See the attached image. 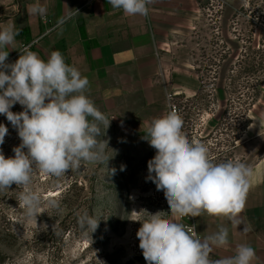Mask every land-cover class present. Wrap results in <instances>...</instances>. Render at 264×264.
I'll return each mask as SVG.
<instances>
[{"label": "rangeland", "instance_id": "374dc122", "mask_svg": "<svg viewBox=\"0 0 264 264\" xmlns=\"http://www.w3.org/2000/svg\"><path fill=\"white\" fill-rule=\"evenodd\" d=\"M24 1L0 0V19L18 12ZM187 1V9L177 8L176 0L158 5L171 21L159 26L165 33L157 52V77L166 80L164 99L148 105L118 97L112 105L96 106L112 119L105 136L100 125L98 137L109 142L106 154L113 157L107 166L82 161L61 177L35 172L33 185L42 191V204L58 202L37 218L27 217L19 206L16 184L0 190V264H133L142 258L136 235L141 224L133 220L146 217L144 210L169 208L163 191L147 179L156 150L144 134L153 118L169 111L176 109L182 117L190 141L211 132L210 142L228 147L245 164L261 154L249 148L264 139V83L254 82L258 74L264 76L245 70L243 61L245 51L256 52L260 43L264 52V0ZM23 110L19 103L11 108ZM0 124L8 128L0 151L12 157L21 143L18 132L5 115L0 114ZM85 215L99 220L93 233L81 222Z\"/></svg>", "mask_w": 264, "mask_h": 264}, {"label": "clouds", "instance_id": "9594fccd", "mask_svg": "<svg viewBox=\"0 0 264 264\" xmlns=\"http://www.w3.org/2000/svg\"><path fill=\"white\" fill-rule=\"evenodd\" d=\"M128 16H147L151 0H108ZM33 14L45 9L32 7ZM19 32L13 27L0 30V114L17 130L21 143L13 148L14 156L6 158L0 151V190L16 184L19 206L30 219L56 207V200L42 204V191L33 185V174L61 177L79 169L81 162L107 163L109 142L98 139L100 125L104 136L110 127L107 116L87 95L90 81L74 66L65 62L63 54L52 51L45 61L37 52L25 47L12 64L6 60ZM19 103L23 111L11 108ZM114 119V118H113ZM262 123V122H260ZM251 127V126H250ZM183 119L176 111L153 118L144 139L156 150L148 161L147 179L163 191L169 212H147L139 221L136 235L147 264H252L256 252L251 245L241 244L234 256L211 259L213 246L229 243L228 228L221 226L212 235L200 238L166 217H200L204 214L223 218L233 226L245 209L253 170L243 162H213L209 148L202 142L190 141L182 131ZM8 128L0 124V145ZM103 136V137H104ZM27 149V151H25ZM125 166H121V171ZM113 173L115 169L112 170ZM93 233L99 220L85 215ZM243 231H248L243 228Z\"/></svg>", "mask_w": 264, "mask_h": 264}, {"label": "crops", "instance_id": "0c3cea01", "mask_svg": "<svg viewBox=\"0 0 264 264\" xmlns=\"http://www.w3.org/2000/svg\"><path fill=\"white\" fill-rule=\"evenodd\" d=\"M170 1L174 0H151L147 16H128L108 0H95L90 6H83L85 0H26L18 12L0 19V30L13 27L19 32L14 43L4 49L9 51L6 63H14L25 47L45 61L58 50L67 64L89 79L87 95L96 106L112 105L118 97L136 98L148 105L160 102L166 80L161 82L157 77L161 72L157 52L162 51L165 35L159 26L171 21L167 9L158 5H170ZM176 1L179 9L189 7L187 0ZM35 5L45 9L43 15L31 12ZM260 136H264V129ZM253 152L261 154L251 161L258 165L239 217L241 225L237 228L219 217L196 218L200 238L216 233L221 226L228 228L229 243L213 246V260L234 256L239 245L248 244L256 252L252 264H264V139L249 148V153ZM133 264L147 262L142 257Z\"/></svg>", "mask_w": 264, "mask_h": 264}, {"label": "built area", "instance_id": "2783aa9c", "mask_svg": "<svg viewBox=\"0 0 264 264\" xmlns=\"http://www.w3.org/2000/svg\"><path fill=\"white\" fill-rule=\"evenodd\" d=\"M95 0H85L84 5L83 6H90L94 3ZM170 100V99H169ZM174 111L177 112L176 109H174ZM211 135V132L208 133L207 135H203V136H199V138L196 140V142H202L204 144H206L209 148V157L213 162L219 163V162H223V161H227V160H233V161H240L241 162V157H237L236 155L231 156V152L228 151V147H216L214 143V141L210 142V140L208 139L209 136ZM213 140V139H212ZM216 142V140H215ZM248 165L252 170H254L256 168V166L258 164H246ZM170 211V209L168 208V212ZM204 216H209L207 214H204ZM213 217V216H211ZM179 221L180 224H182L185 227L186 231H190V234L194 235V236H198L197 233V228H196V218L197 217H184V218H179L176 217Z\"/></svg>", "mask_w": 264, "mask_h": 264}, {"label": "trees", "instance_id": "16d2710c", "mask_svg": "<svg viewBox=\"0 0 264 264\" xmlns=\"http://www.w3.org/2000/svg\"><path fill=\"white\" fill-rule=\"evenodd\" d=\"M263 46L260 43V46L256 49L253 48V46H250L248 48V51H252V48L256 52H246V60L243 61L246 64L245 70L252 73H263L264 76V52H260L263 48ZM259 50V51H258ZM255 54V55H254ZM259 54V56H257ZM240 59V57H239ZM254 82L259 87L264 83V77L258 76L255 78Z\"/></svg>", "mask_w": 264, "mask_h": 264}]
</instances>
